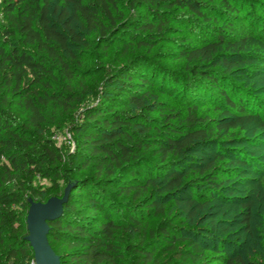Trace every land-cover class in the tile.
<instances>
[{
    "label": "trees",
    "instance_id": "1",
    "mask_svg": "<svg viewBox=\"0 0 264 264\" xmlns=\"http://www.w3.org/2000/svg\"><path fill=\"white\" fill-rule=\"evenodd\" d=\"M256 4L0 0V262L37 264L30 198L63 192L34 182L62 178L68 193L47 233L61 264H206L213 247L225 264H245L189 225L224 201L251 232L254 203L237 198L236 182L257 161L242 147L259 145L264 100L243 83L258 68L251 33L236 25ZM167 38L176 50L153 52ZM97 75L100 89L89 84ZM71 110L67 153L51 127Z\"/></svg>",
    "mask_w": 264,
    "mask_h": 264
},
{
    "label": "rangeland",
    "instance_id": "2",
    "mask_svg": "<svg viewBox=\"0 0 264 264\" xmlns=\"http://www.w3.org/2000/svg\"><path fill=\"white\" fill-rule=\"evenodd\" d=\"M255 1H257V4L254 6L255 8L253 10L254 17L249 14H245L243 19L249 17V21L244 22L241 25L237 24L236 26L238 29L244 28V31L246 30L251 33L252 37L249 40L250 44L248 48L250 49V52L253 53L251 56L253 60L250 64L252 66H257L258 68V72L256 74L244 76L246 78H244L245 82L243 83L245 85L247 84V87L252 89L256 96L264 100V42L259 36L260 30L263 28L264 24L262 20L264 19V0ZM56 3L57 1L54 2V5ZM178 27L182 28L183 26L179 25ZM171 40L172 39L170 38L165 39L161 43L160 47L153 49V52L157 51L163 53V51L168 52L176 50V47L171 43ZM113 48L114 47H112V49ZM87 54L88 53H85L84 56H89ZM86 58L87 64H90L94 61L92 58ZM103 61L106 62L107 58H104ZM178 63V61L172 62L169 60L166 61L165 64L168 66L177 67ZM89 84L93 88L100 89L104 85V81L100 79V75H97L93 79H90ZM91 95H89L87 100L91 98ZM84 102L87 101L85 100ZM59 112L58 118L51 127V137L64 152L71 153L75 149V141L71 131V122L77 116L78 112L74 110L69 112ZM254 126L259 129L257 132L259 134V145L253 147L252 144H246L242 148L248 157H253L259 162V164L257 161H255L253 167H247L244 171L247 176L246 180L236 182L238 186L236 189L238 191L237 198L239 196H245L247 200H252L254 203V214L252 220L253 224L251 226V232L245 234L244 229L240 225V218L233 216L234 211L239 210L240 207L235 205V203H230L228 204L230 206H225L224 201L215 202L214 206L210 210L198 217L197 220H194L192 222L193 225H189V227L192 226L190 229H192V231L197 235L200 233L199 231H201V233L206 234L208 238L210 236L213 238L215 237L214 239L219 244L221 241H224V243L228 242V245L230 246H228V249L226 248L227 254L230 253L229 255L232 257H236L237 255L241 256L245 264H264V128L261 127L260 123H256ZM64 172L67 173L66 170H64ZM34 185L35 189L39 191L46 190L48 192H54V190H58L60 193L63 192L61 197L68 192V186L62 182V178L56 179L55 181H51L47 178L38 179L34 182ZM30 200L33 199L30 198ZM178 216L179 214H174L170 220L176 223L178 222ZM211 220H213V222H211ZM213 223H216V225L214 226ZM178 225L181 224L178 223ZM212 226H214V228H212ZM178 246H180V248L185 247L183 244ZM220 249L222 248L213 247L212 249L205 250L204 257L206 264H225V258L223 256L224 254L219 253L221 251ZM159 254L163 259L168 258V261L170 259L174 261L180 258L179 252L169 253L167 251H162ZM236 264L240 263L236 262Z\"/></svg>",
    "mask_w": 264,
    "mask_h": 264
},
{
    "label": "water",
    "instance_id": "3",
    "mask_svg": "<svg viewBox=\"0 0 264 264\" xmlns=\"http://www.w3.org/2000/svg\"><path fill=\"white\" fill-rule=\"evenodd\" d=\"M67 193L61 198L51 196L45 202L30 200L26 216L29 233L25 239L31 243L37 264H61L59 255L55 253L47 238L48 221L60 214V205L65 200Z\"/></svg>",
    "mask_w": 264,
    "mask_h": 264
},
{
    "label": "built area",
    "instance_id": "4",
    "mask_svg": "<svg viewBox=\"0 0 264 264\" xmlns=\"http://www.w3.org/2000/svg\"><path fill=\"white\" fill-rule=\"evenodd\" d=\"M0 264H12V263H10V262H6V263H2V262H0Z\"/></svg>",
    "mask_w": 264,
    "mask_h": 264
}]
</instances>
